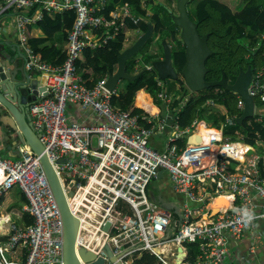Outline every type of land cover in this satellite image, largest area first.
<instances>
[{
    "label": "built area",
    "instance_id": "2783aa9c",
    "mask_svg": "<svg viewBox=\"0 0 264 264\" xmlns=\"http://www.w3.org/2000/svg\"><path fill=\"white\" fill-rule=\"evenodd\" d=\"M113 1L0 0V23L3 14H12L26 68L38 72L47 88L48 96L41 95L31 103L29 115L70 210L80 220L77 255L81 260L78 251L86 248L105 257L106 264H134L136 258L150 253L161 264H189L170 262L165 248L197 242L199 255L195 264H225L230 253L229 238L241 239L255 228L256 222L264 220V66L257 68L249 87L255 101L251 120L260 127L252 137L240 130L226 137V126L235 124L239 116L230 119L222 104L209 101V110L225 116L220 127L212 130L208 123L203 138L200 120L186 129L174 124L166 150L160 151L150 145V139L170 125L173 97L164 83L159 82L162 90L158 99L165 104L166 115L159 116L161 108L155 101L151 110L140 107L146 113L134 115L112 103L117 91L106 88L109 76L90 87L78 72V62L87 47H103L120 34L125 36L127 46L129 22L139 24L128 2L113 5ZM141 8L151 15L144 1ZM66 12H73L75 19L67 30L65 61L56 64L35 52L29 30L47 16L54 18ZM140 68L137 65L136 69ZM146 69H153V65ZM236 95L243 112L244 99ZM187 101L184 99L180 108ZM69 105L88 112L91 122L79 121L73 114L70 117ZM192 136H200L202 141L193 144L189 142ZM247 138L254 143H248ZM17 148L18 160L0 158V202L19 188L28 204L22 211L11 212L12 217L0 215L4 219L2 226H6L0 233V264H64V222L41 157L27 144L19 143ZM161 171L169 174L173 189L185 199L183 224L171 244L163 242L162 236L171 224L172 212L149 195V187ZM221 197L227 198L229 205L213 215L215 202ZM24 212L33 218V224L21 221ZM94 213L93 219L90 215ZM100 217V222L95 220ZM87 220H92L93 225ZM91 227L101 239L90 245L89 237H85ZM253 236L255 241L262 239L260 233ZM106 245L117 262L107 257Z\"/></svg>",
    "mask_w": 264,
    "mask_h": 264
},
{
    "label": "trees",
    "instance_id": "16d2710c",
    "mask_svg": "<svg viewBox=\"0 0 264 264\" xmlns=\"http://www.w3.org/2000/svg\"><path fill=\"white\" fill-rule=\"evenodd\" d=\"M120 1L122 3L128 2L139 18V24L137 26L130 24V29L140 30L144 33L149 26H153L155 33L151 43L158 37L160 47L157 49L151 46L149 42L143 47L140 53L142 66L139 70L135 69L137 66L134 63H127L126 68L129 74L142 73L135 80L127 81L125 89L112 96V103L115 106L123 110H131L134 115L145 114L146 112L142 108L135 106V102L138 106L141 104L138 97L136 98L140 91H146L152 96L155 103L159 104L158 94L162 90L159 82L166 83L168 80H160L158 73L154 69H146V66H151L153 62L164 58L162 41L165 40L172 48L173 65L180 75V78L168 87L169 92L174 90L176 84H180L182 90L179 95L172 96L174 100L171 107L170 125L178 124L182 129H186L195 120H201L212 124L211 129L219 128L225 120V116L217 110H209L206 107L209 101L222 104L230 119L241 116L242 112L238 108V97L235 93L221 87H211L200 92H191L186 87L185 81L181 77L186 63V47L180 39L181 29L172 20L169 0L160 3L150 2V16H147V10L141 8V0H114L113 5ZM243 1V6L237 12H233L228 5L220 0H190L189 2L192 5L188 9L189 16L198 24L200 35L208 34L209 46L213 50V54L206 61V66L209 69L206 77L208 81L220 80L224 71L228 81L234 83L240 69L246 70L249 65L264 66V39L261 38L264 33V0ZM6 14H3L2 18ZM74 19L75 14L73 12H66L56 15L54 18L47 16L39 22L36 26L43 31L45 37L30 38V44L35 52L42 54L47 61L62 64L66 58L64 49L54 48L50 45V41L58 33H62L63 38L67 39V30L71 29ZM124 38L125 36L120 34L115 40L109 41L103 47L95 49L87 47L85 49L83 59L78 62V72L88 86L93 87L105 77L116 72L118 57L126 49ZM243 40H247L249 46L244 45L241 42ZM250 47H257V49L247 59ZM52 55L58 57V59L53 61ZM185 98L188 101L183 108H180ZM146 99L149 101L148 95H146ZM141 122L146 124L144 121ZM259 129L258 124L253 120H248L243 126L228 124L225 128V134L226 137H229L236 130H240L248 137H252L254 132ZM246 141L254 143L252 138H247ZM18 196H20V202L23 205L28 204V200L24 195L18 192ZM10 213L6 215L11 216ZM178 219L179 215L174 214V223L170 230L176 229L174 224ZM21 221L25 225L33 224V218L26 212L23 213ZM174 234L168 239H172ZM187 246L189 253L186 260L189 264H195L199 255L198 243H189ZM134 264H160V262L156 256L144 253L141 257L135 259Z\"/></svg>",
    "mask_w": 264,
    "mask_h": 264
},
{
    "label": "water",
    "instance_id": "95a60500",
    "mask_svg": "<svg viewBox=\"0 0 264 264\" xmlns=\"http://www.w3.org/2000/svg\"><path fill=\"white\" fill-rule=\"evenodd\" d=\"M189 2L190 0H177L178 15L172 17L173 22L181 29L180 39L186 47V63L181 77L184 79L187 88L192 92H200L211 87H221L240 95L244 99L245 110L235 123L242 126L252 118L254 113V99L248 90L252 80V65H249L247 70L241 69L234 83L228 81L224 71L220 80H206L209 72L206 61L213 54V50L209 46L208 34L200 35L198 24L189 16ZM154 33L153 26H149L136 42L119 55L118 68L114 74L109 76L106 83V88L109 91H114L122 81L135 80L142 73L129 74L126 65L129 59L141 52L142 48L153 38ZM9 46H11L12 51L16 52L14 57L6 53V46H0V122L9 132L16 134L17 140L8 146L7 151L15 150L19 143L27 144L35 154L41 157V162L55 194L64 222V264H82L81 260L86 264H106L105 257H98L93 251L86 248H81L78 251L81 260L77 255L76 243L80 220L70 210L60 180L45 154V148L39 135L32 128L29 115L31 103L41 95L48 96L47 88L42 85L41 76L38 72L26 68V56L19 45L9 44ZM162 46L164 58L153 62V69L158 73L160 80L172 79L177 81L180 75L173 65L172 48L165 40L162 41ZM201 141L202 138L199 136L189 138V142L193 144ZM15 152L19 154V151ZM62 161L65 162V160ZM69 195L73 196V192H70ZM215 211L218 212L217 207H213V215H215ZM179 225L180 222L177 221L176 229L170 230L168 237H171L178 230ZM104 251L110 261H118L109 245L105 246ZM117 264L123 263L118 262Z\"/></svg>",
    "mask_w": 264,
    "mask_h": 264
},
{
    "label": "crops",
    "instance_id": "0c3cea01",
    "mask_svg": "<svg viewBox=\"0 0 264 264\" xmlns=\"http://www.w3.org/2000/svg\"><path fill=\"white\" fill-rule=\"evenodd\" d=\"M143 1L146 4L147 9L149 11H151L150 3H147L145 0H141V2H143ZM220 1L222 3L228 5L232 9L233 12H237L243 6V2H244L243 0H220ZM153 2L154 3H160L161 0H154ZM191 6L192 5H190V3H189L188 9L191 8ZM173 15H175V14H173ZM65 20H67V18H65ZM130 24H133V23L129 22V33H128V35L135 34L137 36V39H135L133 41L129 37L128 38L129 44L132 42H136L138 40V38L143 34V32H141L140 30H131ZM29 31H30V37H33V38H44L45 37V34L43 33V31L41 29H39L36 25L30 27ZM62 35H63L62 33L55 34V36L50 41V45H52L56 49H62L63 48L64 52H65V57H66V46H67L66 40L67 39H64ZM0 42H2V44H0V46H6V48H5L6 53L11 54L13 57L16 55V52L12 51L11 46H9V44H13V45L18 44L17 34L15 32V26H14V22L12 19V14H10V13H8L6 16H4L2 18L1 23H0ZM3 43H5V44H3ZM128 45L125 46V48H128ZM57 59H58V57L53 56V61H56ZM260 66H262V65H260ZM123 82L124 81L120 82L119 85ZM166 84H167V82L164 83V86H165V88H168V87H166ZM126 85L122 89H119V86H118L117 93H120L121 91H123L125 89ZM175 89L176 88H174V90ZM174 90L171 91L172 94H175ZM167 92L171 94V92H169V90ZM141 95H143V96H141ZM146 95L149 96V101L151 99L152 104H154V99L146 91H140V98H141L140 103L142 102V104H144V106L146 108H150V107H152V105H151V102H149L146 99ZM135 106L140 108V106H138L136 102H135ZM171 107H172V104H171ZM159 108H161L162 115L165 116L167 111H164L162 106H160V105H159ZM170 112H172V110ZM67 113L69 114L70 117H72V114H73L74 117H76L80 120H84V121H88V122H91V120H92V118L88 112H84L83 110L75 108L72 105L68 106ZM160 114L161 113H159V116H162ZM171 115H172V113H171ZM173 126H174V124L169 125V127L166 131L157 132L151 137L154 148H156L160 151L166 150L167 138H168L169 134L172 132ZM16 140H17L16 134L9 132V130L0 122V156L7 158V159L19 158V154H16V152H15V151L18 152V148H16L15 150L7 151L8 146L13 144ZM17 189H19V188H17ZM17 189H15V190H17ZM15 190H13V191H15ZM19 191H20V189H19ZM21 194L24 195L22 191H21ZM149 195L154 201L158 202L163 207L171 210L172 212H174V214L177 213L179 215V218H180V213L182 211L183 203H184L185 199L181 194L177 193L173 189L172 182L170 180V176L167 172L161 171L160 174L158 175V177L151 183V185L149 187ZM17 197H18V192H17L16 198ZM4 201H5V199H4ZM23 206H25V205H23ZM0 220H1L0 223L2 225L4 222V219L1 216H0ZM254 233L255 234L260 233L262 235V239L257 240V241L252 240V236ZM229 241H230V253H229L228 258L226 259L225 264H264V220L256 222L255 228L251 232H249L248 234L243 236L241 239H235V238L230 237Z\"/></svg>",
    "mask_w": 264,
    "mask_h": 264
},
{
    "label": "bare ground",
    "instance_id": "6f19581e",
    "mask_svg": "<svg viewBox=\"0 0 264 264\" xmlns=\"http://www.w3.org/2000/svg\"><path fill=\"white\" fill-rule=\"evenodd\" d=\"M24 8H27L26 6L24 7ZM173 17V16H172ZM38 24V23H37ZM36 24V25H37ZM17 45H19V44H17ZM100 48V47H99ZM253 49H257V47H250V53H249V55H247V59L250 57V54L253 52ZM257 68H259L258 66H253L252 65V77H253V74L256 72V70H257ZM247 69H248V67H247ZM246 69V70H247ZM184 80V79H183ZM251 83H252V80H251ZM186 85V84H185ZM251 85V84H250ZM250 85H249V87H250ZM187 87V86H186ZM248 90H249V88H248ZM192 92V91H191ZM141 96H143V95H141ZM137 97H138V100H139V103H140V100H141V98H140V92H138V94H137ZM186 99V98H185ZM254 99V98H253ZM150 102H151V105H152V107H150V108H146L145 106H144V104H142V102H141V104L140 105H142V108H144V109H146V110H151L152 108H153V104H152V101H151V99H150ZM254 103H255V101H254ZM76 118V117H75ZM77 120H79V121H84V120H80V119H78V118H76ZM84 122H86V121H84ZM88 123V122H87ZM208 126V124L206 123V122H203L202 124H200V126H199V132H200V134L201 135H203V138H205L206 136H204V135H206L205 134V132H206V127ZM212 128V127H211ZM210 128V129H211ZM203 130V131H202ZM212 130H216V129H212ZM202 131V132H201ZM200 137V136H199ZM44 146V145H43ZM182 146H185L184 144H182ZM45 148V147H44ZM1 158V157H0ZM2 160H14V159H4V158H1ZM50 162V161H49ZM2 179H3V176H2V169L0 168V181H2ZM222 200L223 202H224V204H226V205H229V201L227 200V198H225V197H221V198H218L217 200ZM217 200H216V202H217ZM216 202H215V204H216ZM169 210V209H168ZM169 211H171V210H169ZM172 212V211H171ZM183 212L181 211V213H180V218L178 219V221L180 222V225L178 226V230H176V232H175V234H174V237L172 238V239H168V233H169V230H170V228H171V226H172V224L174 223V212H172V221H171V224L169 225V227L167 228V230L165 231V233H164V235L162 236V240H163V242H167L168 244H171V242L177 237V235L179 234V231H180V229H181V226H182V224H183V214H182ZM7 217V216H6ZM90 217L91 218H95V213L94 214H91L90 215ZM96 221H101L102 220V218L100 217V218H97V219H95ZM1 221V220H0ZM3 222V221H2ZM90 222H92V220H87V224L88 223H90ZM177 222V221H176ZM176 222H175V227H176ZM92 225H93V222H92ZM94 227L96 228V229H99L100 228V225H98V224H94ZM95 228H93V227H91L90 228V231H91V233L89 234V235H87L85 238H87V237H89V243H90V245L91 244H93L95 241H97V240H100L101 239V235L98 233V231L95 229ZM4 229H6V226H2L1 225V223H0V233L4 230ZM4 236H1V240L2 241H4ZM189 243H197V242H186V243H184L183 245H177V246H174V247H169V246H167L166 248H165V257H166V259L167 260H169L170 262H180V261H183V262H187V257H188V253H189V251H188V246H187V244H189ZM198 246H199V244H198ZM147 254H150V253H147ZM151 255H153V254H151ZM142 256V255H141ZM140 256V257H141ZM155 256V255H154ZM139 258V257H138ZM158 259V258H157ZM159 261V260H158Z\"/></svg>",
    "mask_w": 264,
    "mask_h": 264
},
{
    "label": "rangeland",
    "instance_id": "374dc122",
    "mask_svg": "<svg viewBox=\"0 0 264 264\" xmlns=\"http://www.w3.org/2000/svg\"><path fill=\"white\" fill-rule=\"evenodd\" d=\"M147 3H150V2H152V1H154V0H145ZM161 2H166V0H161ZM173 14H175L176 16L178 15V10H177V7H175L174 9H173ZM172 14V15H173ZM130 39L131 40H135V39H137V36L135 35V34H130ZM149 42V44H151V46H153V47H155V48H159L160 47V44H159V41H158V37L151 43V40L150 41H148ZM244 45H246V46H249V42L247 41V40H243V41H241ZM134 42H132V43H130L129 45H128V47L130 46V45H132ZM143 49V48H142ZM249 51H250V49H249ZM141 53V52H140ZM140 53L139 54H137V55H135L134 57H132L131 59H129L128 60V62H132V63H134V65L135 66H137V65H140V66H142V62H141V57H140ZM127 62V63H128ZM136 69V68H135ZM237 79V78H236ZM168 81V84H166V87H170V86H172L173 84H174V81L175 80H172V79H167ZM126 83H127V81H124L123 83H121L120 85H119V89H122L125 85H126ZM124 84V85H123ZM175 90H174V93L175 94H172V92H171V94H172V96L173 97H175L177 94H180V92L182 91L181 90V87H180V84H176L175 85ZM167 90H169L168 88H166ZM174 100V99H173ZM158 104V103H157ZM158 105H160V106H162V108H163V110L164 111H166V106H165V104H163L161 101H159V104ZM141 106V105H140ZM254 107H255V105H254ZM253 115H254V113H253ZM253 117V116H252ZM202 122H205V121H202ZM150 145L152 146V147H154L153 146V142H152V138L150 139ZM1 158H4V157H2V156H0ZM11 158V157H10ZM4 159H7V158H4ZM12 159V158H11ZM15 161L16 160H18L19 158H13ZM17 189V188H16ZM19 192V193H21V190L19 191V189H17V190H15V191H13L11 194H9L6 198H5V201L3 202V203H0V215H6L7 213H9V212H17V211H22L23 210V204L20 202L21 200H20V196H18L17 198H16V196H17V192ZM217 204L215 205V207H217L218 208V210L222 207V206H227L226 204H224V202L220 199V200H217V202H216ZM14 209V210H13ZM217 213V211H215V213L214 214H216ZM252 240H255V236H252ZM160 262V261H159ZM160 264H161V262H160Z\"/></svg>",
    "mask_w": 264,
    "mask_h": 264
},
{
    "label": "clouds",
    "instance_id": "9594fccd",
    "mask_svg": "<svg viewBox=\"0 0 264 264\" xmlns=\"http://www.w3.org/2000/svg\"><path fill=\"white\" fill-rule=\"evenodd\" d=\"M169 1H170V3H169L170 5H169V6H170V9H171V13H173V9H174L175 7H177V0H176V2H174V3L171 2V0H169ZM174 4H175V6H174ZM173 6H174V7H173ZM150 12H151V11H150ZM162 81H163V80H162ZM230 83H231V82H230ZM117 89H118V87H117L115 90L117 91ZM236 96H237V95H236ZM136 97H137V96H136ZM143 110H144V109H143ZM244 110H245V109H244ZM144 111H145V110H144ZM243 112H244V111H243ZM243 112H242V113H243ZM241 115H242V114H241ZM239 117H240V116H239ZM239 117H238V118H239ZM238 118H237V119H238ZM237 119H236V120H237ZM251 119H252V118H250L249 120H251ZM236 120H235V121H236ZM200 121H201V120H200ZM247 121H248V120H247ZM201 122H202V121H201ZM202 123H203V122H202ZM207 124H208V123H207ZM235 124H237V123H235ZM244 124H245V123H244ZM242 126H243V125H242ZM217 213H218V212H217ZM217 213H216V214H217ZM216 214H215V215H216Z\"/></svg>",
    "mask_w": 264,
    "mask_h": 264
},
{
    "label": "flooded vegetation",
    "instance_id": "af4514ba",
    "mask_svg": "<svg viewBox=\"0 0 264 264\" xmlns=\"http://www.w3.org/2000/svg\"><path fill=\"white\" fill-rule=\"evenodd\" d=\"M241 70V69H240ZM244 70V69H243Z\"/></svg>",
    "mask_w": 264,
    "mask_h": 264
}]
</instances>
